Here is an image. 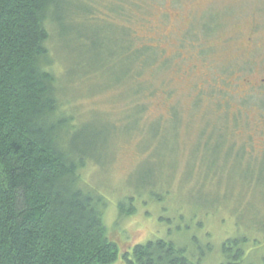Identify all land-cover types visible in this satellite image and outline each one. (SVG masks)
Instances as JSON below:
<instances>
[{
    "label": "rangeland",
    "instance_id": "1",
    "mask_svg": "<svg viewBox=\"0 0 264 264\" xmlns=\"http://www.w3.org/2000/svg\"><path fill=\"white\" fill-rule=\"evenodd\" d=\"M232 1L60 2L66 21L49 48L61 110L74 117L66 148L84 153L83 182L130 249L164 238L199 264H226L222 243L245 236L239 264H264V51L243 56L237 30L253 17L264 27V9ZM127 44L145 58H121ZM213 122L246 149L241 170ZM226 161L231 171L203 177ZM120 206L135 209L119 216Z\"/></svg>",
    "mask_w": 264,
    "mask_h": 264
},
{
    "label": "trees",
    "instance_id": "2",
    "mask_svg": "<svg viewBox=\"0 0 264 264\" xmlns=\"http://www.w3.org/2000/svg\"><path fill=\"white\" fill-rule=\"evenodd\" d=\"M61 1L0 0V264H199L164 238L130 249L106 226L103 197L86 188L84 153L66 148L74 117L61 110L49 48L66 21ZM128 47L121 58H145L144 47L132 54ZM214 122L210 135L224 136L221 146L234 153L241 170L246 149ZM226 162L210 170L202 163L203 177L230 170ZM255 162L244 160L246 166ZM134 209L120 206L118 215ZM247 241L237 236L222 243L226 264L243 261Z\"/></svg>",
    "mask_w": 264,
    "mask_h": 264
},
{
    "label": "flooded vegetation",
    "instance_id": "3",
    "mask_svg": "<svg viewBox=\"0 0 264 264\" xmlns=\"http://www.w3.org/2000/svg\"><path fill=\"white\" fill-rule=\"evenodd\" d=\"M204 1V0H202ZM212 0H206V2H211ZM232 0H220V3L223 6H228ZM233 2V1H232ZM231 2V3H232ZM261 5L259 7H262L264 9V0L260 1ZM261 9V8H260ZM210 22V23H209ZM215 20L207 21L206 24H204L203 29L206 34H210L212 29L214 28ZM260 24L258 20H256L255 17L251 18L250 21H247L246 23L239 24L237 27L238 35L240 37V46L239 48L243 50V56L247 55H255L256 52L259 50L264 51V42H261L260 39L264 37V27ZM209 29V30H207ZM211 29V30H210ZM247 55H245V54ZM248 62L253 67V70L255 67L257 69L260 67L258 63L254 59L250 60H244V64ZM256 69V68H255ZM264 84V79H261V83Z\"/></svg>",
    "mask_w": 264,
    "mask_h": 264
}]
</instances>
